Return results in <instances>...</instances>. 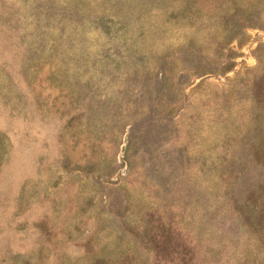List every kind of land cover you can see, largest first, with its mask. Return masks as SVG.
<instances>
[{
	"label": "rangeland",
	"instance_id": "1",
	"mask_svg": "<svg viewBox=\"0 0 264 264\" xmlns=\"http://www.w3.org/2000/svg\"><path fill=\"white\" fill-rule=\"evenodd\" d=\"M0 264H264V0H0Z\"/></svg>",
	"mask_w": 264,
	"mask_h": 264
}]
</instances>
